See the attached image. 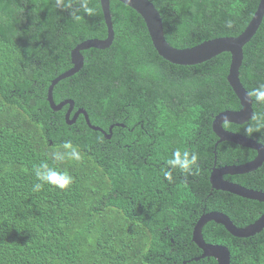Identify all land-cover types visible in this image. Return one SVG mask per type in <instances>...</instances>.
<instances>
[{
	"label": "trees",
	"instance_id": "trees-1",
	"mask_svg": "<svg viewBox=\"0 0 264 264\" xmlns=\"http://www.w3.org/2000/svg\"><path fill=\"white\" fill-rule=\"evenodd\" d=\"M149 1L161 16L165 39L177 48L237 36L259 2ZM70 2L62 9L55 0H0V264H216L212 257L195 259L201 250L191 236L199 216L220 211L243 227L264 212L263 203L209 183L214 164L255 156L250 148L216 143L211 129L217 113L240 108L226 81L230 54L195 65L170 63L153 48L142 18L110 0L111 45L82 50V67L52 90L55 103L73 100L70 117L82 108L105 133L81 114L69 125L68 105L52 111L47 88L72 66L77 43L106 36L99 0H88L91 14L78 0H65ZM239 78L248 92L264 84V15L243 46ZM251 98L252 117L223 127L264 146V103ZM257 124L259 131L246 134ZM65 142L80 150L79 162L52 161L51 153ZM177 148L199 156L187 182L179 169L171 182L163 176ZM42 160L66 170L74 182L64 190L45 184L33 191V166ZM225 178L264 192V161ZM202 235L228 248L230 264H264V228L237 238L210 221Z\"/></svg>",
	"mask_w": 264,
	"mask_h": 264
},
{
	"label": "water",
	"instance_id": "water-1",
	"mask_svg": "<svg viewBox=\"0 0 264 264\" xmlns=\"http://www.w3.org/2000/svg\"><path fill=\"white\" fill-rule=\"evenodd\" d=\"M110 0H99L104 25L106 27V36L102 39L90 38L77 43L70 51L72 66L51 80L46 93V101L52 111H59L65 105H68L64 114L66 124H72L79 114L92 129L105 133L100 127L91 125L84 109L78 108L70 117L73 110L74 102L71 99H64L55 103L52 97L53 86L61 79L76 73L83 64V55L81 51L88 48L104 49L111 45L114 33L109 7ZM131 9H133L143 20L148 36L153 48L157 54L164 60L177 65H195L207 61L214 56L228 52L230 62L226 81L228 82L233 93L237 97L240 108L237 110H224L217 113L212 120L211 129L217 137V142H231L233 144L250 148L255 151V156L246 162L229 164L211 168L209 183L211 189L226 191L242 198L255 200L264 204V192L257 189L245 187L243 185L231 182L225 179L227 175H240L256 170L264 161V146L243 134L227 130L223 127L224 122L243 124L247 122L253 114L252 98L249 97L248 91L244 88L239 78V68L243 59V46L251 39L258 29L264 15V0H259L257 7L245 26L237 36H221L209 40H204L191 47L177 48L170 45L164 37L161 16L155 6L149 0H117ZM227 117V118H225ZM109 127V131L111 130ZM110 137V133L106 135ZM214 222L222 225L225 230L234 237L244 238L260 232L264 228V212L259 215L253 222L243 227L236 226L232 220L223 212L209 211L202 213L192 228L191 240L201 250L199 258L212 257L216 264H230V252L222 244L208 243L202 235V227L207 222Z\"/></svg>",
	"mask_w": 264,
	"mask_h": 264
},
{
	"label": "clouds",
	"instance_id": "clouds-1",
	"mask_svg": "<svg viewBox=\"0 0 264 264\" xmlns=\"http://www.w3.org/2000/svg\"><path fill=\"white\" fill-rule=\"evenodd\" d=\"M55 3L57 7L62 9L64 7H72V3L70 2L66 5L65 0H55ZM78 3L80 8L91 14L93 10L88 8V0H78ZM73 12H75V9L73 10ZM76 18L79 19L78 16ZM226 26L231 27V22H228ZM248 95L249 97H254L257 103H264V84H261L258 87L252 89L251 92L248 93ZM254 130H260L259 124H257L255 129L251 127L247 129L246 134L251 133ZM61 148L63 150L58 149L51 153V158L54 163L63 162L66 159L79 162L82 159L80 150L71 142L63 143ZM198 159L199 156L194 151H181L179 148L175 149L171 154V158L166 160L165 162L166 168L163 170L164 179L171 182L173 179V170L179 169L181 173L186 174L185 182H187V177L194 175L195 170H198ZM33 173L37 181L33 185V191L42 190L45 184L64 190L74 182L73 176L70 175L66 170H57L56 167L50 166L47 160H42L39 164L34 165Z\"/></svg>",
	"mask_w": 264,
	"mask_h": 264
},
{
	"label": "flooded vegetation",
	"instance_id": "flooded-vegetation-1",
	"mask_svg": "<svg viewBox=\"0 0 264 264\" xmlns=\"http://www.w3.org/2000/svg\"><path fill=\"white\" fill-rule=\"evenodd\" d=\"M237 175H233V177L235 178ZM226 179V178H225ZM228 180V179H227ZM231 181V180H230ZM232 182V181H231ZM235 183V182H234Z\"/></svg>",
	"mask_w": 264,
	"mask_h": 264
}]
</instances>
